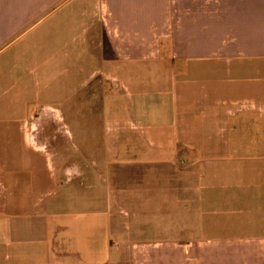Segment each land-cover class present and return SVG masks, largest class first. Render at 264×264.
<instances>
[{"label": "crops", "instance_id": "1", "mask_svg": "<svg viewBox=\"0 0 264 264\" xmlns=\"http://www.w3.org/2000/svg\"><path fill=\"white\" fill-rule=\"evenodd\" d=\"M99 96L124 101L116 147L195 166L189 242L219 248L181 264H264V0H0V181L30 172L21 210L58 187L40 122L81 130Z\"/></svg>", "mask_w": 264, "mask_h": 264}, {"label": "rangeland", "instance_id": "2", "mask_svg": "<svg viewBox=\"0 0 264 264\" xmlns=\"http://www.w3.org/2000/svg\"><path fill=\"white\" fill-rule=\"evenodd\" d=\"M111 100L94 98L81 130L76 123L82 115L65 124L56 113L38 125L36 135L58 176L45 206L21 210L34 203L26 192L30 172L4 173L0 264H181L183 250L219 248L189 242V171L195 166L182 154L140 160L133 148L116 147L124 140V101ZM38 168L34 172L45 173Z\"/></svg>", "mask_w": 264, "mask_h": 264}]
</instances>
